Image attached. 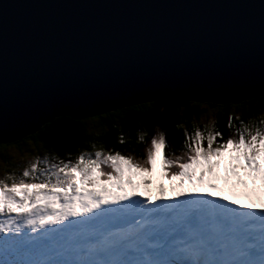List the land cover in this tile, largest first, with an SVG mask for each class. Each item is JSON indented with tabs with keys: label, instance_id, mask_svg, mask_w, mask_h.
I'll use <instances>...</instances> for the list:
<instances>
[{
	"label": "snow or ice",
	"instance_id": "6c2138e0",
	"mask_svg": "<svg viewBox=\"0 0 264 264\" xmlns=\"http://www.w3.org/2000/svg\"><path fill=\"white\" fill-rule=\"evenodd\" d=\"M260 93L264 99V87ZM256 99L251 94L187 104L211 111L247 108ZM155 105L153 100L130 103L79 123L121 113L147 118V109ZM237 120L233 123L230 113L226 130L212 120L201 122L202 127L193 123L191 132H184L182 155L174 157L164 152L163 133L151 137L143 158L105 150L94 141H89L91 151L80 148L61 156L40 137L43 158L33 156L22 171L6 168L0 176V264H264V117ZM42 128L52 143L59 141L61 132L52 120ZM38 132L20 140L31 143ZM119 142H124L122 134ZM225 156L236 183L247 187L239 168L260 202L245 194L242 203L235 194L230 198L215 191L212 178ZM134 170L158 172L156 201L135 190Z\"/></svg>",
	"mask_w": 264,
	"mask_h": 264
},
{
	"label": "water",
	"instance_id": "95a60500",
	"mask_svg": "<svg viewBox=\"0 0 264 264\" xmlns=\"http://www.w3.org/2000/svg\"><path fill=\"white\" fill-rule=\"evenodd\" d=\"M262 87L264 0H0V143L63 115Z\"/></svg>",
	"mask_w": 264,
	"mask_h": 264
},
{
	"label": "trees",
	"instance_id": "16d2710c",
	"mask_svg": "<svg viewBox=\"0 0 264 264\" xmlns=\"http://www.w3.org/2000/svg\"><path fill=\"white\" fill-rule=\"evenodd\" d=\"M153 101H156V105L147 109V118L138 113L133 114L129 118L121 113L113 115L111 120L107 117H101L100 121H86L84 124H80L79 121L82 118L73 117L75 120V123H73V121L67 119L69 116L63 115L53 120L56 125V131L61 132L57 143L51 142L49 133L44 128L39 130L37 137H30V139L39 150L44 151V146L39 143V138H47L46 145L49 147V150L54 149L61 156L66 155L67 151L75 153L80 148L91 151L89 141H94L97 147L102 145L105 150L111 148L119 150L122 154H131L134 157L143 158L145 150L150 147L151 137L158 133H163L166 139L164 152L166 156L170 155L174 157L183 153L185 130L187 129L190 133L193 123H197L202 127L203 123L201 122L207 118L206 116L209 113L214 118L213 122L215 126L225 130L230 113L233 123H238L237 117L245 120V122L250 117L257 119L264 117V99H261L260 95L257 96L256 100L248 101L247 108L243 105L240 107H232L230 105L226 109H213L211 111L196 109L194 106L187 104L189 100L159 98ZM160 108H164L166 111L161 113L159 111ZM108 112L111 113L112 110ZM137 118L140 120L139 123H136ZM113 123L117 125L116 128L111 126ZM44 125H47V123ZM121 134L124 137L123 143L119 142ZM138 134L141 135L139 141L137 140ZM22 137H29V135ZM20 138L13 142L0 143V148H7L12 144H17L20 149H23V145H28L29 142L27 140L21 141ZM61 144L64 145L63 148L60 147ZM133 149L136 151H133ZM13 165L14 163H10V166L7 168L8 171L16 170V168H13ZM134 175H136L135 170Z\"/></svg>",
	"mask_w": 264,
	"mask_h": 264
},
{
	"label": "rangeland",
	"instance_id": "374dc122",
	"mask_svg": "<svg viewBox=\"0 0 264 264\" xmlns=\"http://www.w3.org/2000/svg\"><path fill=\"white\" fill-rule=\"evenodd\" d=\"M207 118L204 119L203 123H207L209 120H214V118L212 117V114H208V116H206ZM34 143H28L23 145V149H20L19 146L17 144H12L11 146H8L7 148H0V176H2L4 174V171L6 168H8V166H10V163H14L13 169L12 171L9 172H19L22 170H18L20 168H23L27 163H29L33 156L39 155L41 158H43L44 155V151H41L38 149V147L35 145L34 147ZM2 153H6V154H2ZM227 157V156H225ZM222 163H219V166ZM39 166V165H38ZM225 167V165H223V168ZM237 171V170H236ZM216 172V176L217 177H221V169L218 170V166L215 169ZM239 173V175L242 176L243 179V175L245 174L243 171H237ZM137 173V178L136 180L142 179H150L152 181V184L155 188L158 187L159 185V177H158V172L157 173H147V172H138L135 171V174ZM227 174L232 177L233 175L231 174V172L227 171ZM134 176V174H133ZM215 179L212 178V182ZM168 195H172L171 193Z\"/></svg>",
	"mask_w": 264,
	"mask_h": 264
},
{
	"label": "bare ground",
	"instance_id": "6f19581e",
	"mask_svg": "<svg viewBox=\"0 0 264 264\" xmlns=\"http://www.w3.org/2000/svg\"><path fill=\"white\" fill-rule=\"evenodd\" d=\"M220 169V167H219V165H218V170ZM223 176H221V177H217V176H215V178L214 179H216V180H221V179H223L222 178ZM257 183V185L259 184V182H256ZM249 189H251L252 190V187H248ZM234 195V194H233ZM233 195H231V196H229L230 198H232V196Z\"/></svg>",
	"mask_w": 264,
	"mask_h": 264
}]
</instances>
